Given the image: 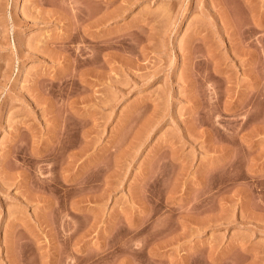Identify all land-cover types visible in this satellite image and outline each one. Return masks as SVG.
Segmentation results:
<instances>
[{
    "label": "rangeland",
    "instance_id": "obj_1",
    "mask_svg": "<svg viewBox=\"0 0 264 264\" xmlns=\"http://www.w3.org/2000/svg\"><path fill=\"white\" fill-rule=\"evenodd\" d=\"M0 264H264V0H0Z\"/></svg>",
    "mask_w": 264,
    "mask_h": 264
}]
</instances>
